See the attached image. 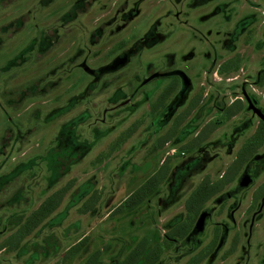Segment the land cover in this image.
<instances>
[{"label":"rangeland","instance_id":"obj_1","mask_svg":"<svg viewBox=\"0 0 264 264\" xmlns=\"http://www.w3.org/2000/svg\"><path fill=\"white\" fill-rule=\"evenodd\" d=\"M254 108L264 0H0V264H114L143 237L162 245L199 181L220 178L257 129ZM159 170L156 192L124 210ZM64 185L56 210L11 237ZM195 227L155 264H264V141Z\"/></svg>","mask_w":264,"mask_h":264},{"label":"trees","instance_id":"obj_2","mask_svg":"<svg viewBox=\"0 0 264 264\" xmlns=\"http://www.w3.org/2000/svg\"><path fill=\"white\" fill-rule=\"evenodd\" d=\"M229 62L223 64L221 71L226 72L229 67ZM237 68L232 66L231 69ZM168 87L159 95V100L156 102V106L162 103L169 92ZM171 91V90H170ZM242 102L236 98L233 104L225 108L226 116L230 117L235 115L242 109ZM219 122L207 123L198 134L195 136V141L200 142L208 138V135L212 133L218 126ZM136 124L128 127L125 131L123 140L130 134L132 128ZM264 141V122L261 120L259 126L254 133L241 145L236 152L235 158L231 164L227 167V170L216 180H211L209 176H204L195 188L190 192L184 202L185 214L181 221L175 223L168 231L163 234L162 245L156 244L151 248H148V240L143 237L139 242L129 251L124 259L118 261L114 259V264H155L164 248L169 246L170 241H177L178 238L187 237L193 229L197 220L200 218L201 213L204 210L205 204L213 197L222 192L227 184L232 182L239 174L242 167L253 158ZM163 178V174L159 171L151 174L141 185L134 189L124 200L125 209L132 210L141 204L145 199L153 195L158 189ZM69 190L67 185L55 190L48 195L33 211H31L20 226L14 231L11 237H14L16 241L31 234L35 228L38 227L54 210H56L64 198L65 194ZM256 197V194H255ZM90 207H86L83 211H87ZM120 209V207L118 208ZM87 236L82 237L78 242L73 244L68 251L78 248L87 240ZM11 239V238H10ZM217 238L215 237L210 245L216 244ZM9 247H13V243L10 242ZM199 256V258H201Z\"/></svg>","mask_w":264,"mask_h":264},{"label":"water","instance_id":"obj_3","mask_svg":"<svg viewBox=\"0 0 264 264\" xmlns=\"http://www.w3.org/2000/svg\"><path fill=\"white\" fill-rule=\"evenodd\" d=\"M254 111L257 114V116L264 122V114L256 108H254Z\"/></svg>","mask_w":264,"mask_h":264},{"label":"crops","instance_id":"obj_4","mask_svg":"<svg viewBox=\"0 0 264 264\" xmlns=\"http://www.w3.org/2000/svg\"><path fill=\"white\" fill-rule=\"evenodd\" d=\"M136 189V188H135ZM133 191V190H132ZM132 191H130V192H132ZM130 192L128 193V194H130ZM128 194H127V196H128ZM111 210V209H110ZM109 210V211H110ZM84 213L83 214H86V213H89V209L87 210V211H83ZM109 213V212H108ZM195 229H196V227H195ZM83 237V236H82ZM82 237H80L79 239H77L76 241H75V243L76 242H78Z\"/></svg>","mask_w":264,"mask_h":264}]
</instances>
